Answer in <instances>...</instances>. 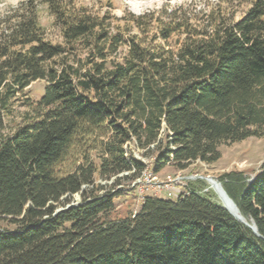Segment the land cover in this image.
I'll list each match as a JSON object with an SVG mask.
<instances>
[{"label": "trees", "instance_id": "trees-1", "mask_svg": "<svg viewBox=\"0 0 264 264\" xmlns=\"http://www.w3.org/2000/svg\"><path fill=\"white\" fill-rule=\"evenodd\" d=\"M38 5L60 42L46 37ZM263 130L264 0L121 17L76 0L21 3L0 21V264H264V168L241 189L223 175L260 237L201 181L175 200L145 196L125 217L115 200L135 193L116 188L121 178L96 183L145 169L125 157L128 142L156 153V174L214 164L221 146Z\"/></svg>", "mask_w": 264, "mask_h": 264}, {"label": "rangeland", "instance_id": "rangeland-1", "mask_svg": "<svg viewBox=\"0 0 264 264\" xmlns=\"http://www.w3.org/2000/svg\"><path fill=\"white\" fill-rule=\"evenodd\" d=\"M28 1L30 0H0V21L12 10H15L21 3ZM31 1L36 3L38 0ZM193 1L199 0H76V3L78 5H84L90 8L93 12H96L100 15L110 11L111 15L115 17H121L125 13L141 15L148 11L159 10L164 6L177 7L180 5L189 4ZM37 9L39 23L43 27L46 37L54 43L60 42L61 38L59 32L53 25V18L49 15L45 6L38 5ZM43 87L44 82L37 81L32 83L26 90V96L33 101H37L42 94ZM15 109L18 113L17 116L25 111L21 101L16 105ZM126 149L129 155L133 157H139L146 167H148L150 171H153L154 158L156 156L155 152L144 154L143 151L138 150L131 144H129ZM219 151L221 153V158L218 162L211 165L200 163L191 164L187 167V169L183 170L181 175H199L203 178L210 177L216 180L223 189L226 185H230L232 181V178L224 177L223 175L225 173H233L235 174L233 177L238 180L236 181L237 185L235 186L237 189L243 188L244 185L246 186L252 183L255 176L261 173L264 168V130L262 137L260 138H248L245 141L239 143L223 145L219 148ZM95 156L97 155L93 154L92 159H95L96 161ZM178 172L180 171L176 170L172 165H167L160 172L156 174L154 173V175H156L159 180H164L166 177L174 175ZM123 177H125V175L119 177L122 179L120 182L121 185H123L122 187L125 188L123 189V193H130L132 190L127 189L128 181L124 180ZM200 181L207 187L205 189L206 191L204 190V193H208L214 199V201L221 206L216 193L210 188L205 179H200L195 183H199ZM113 182H105V180L98 178L96 180L97 184L105 187H109L113 184ZM84 189L85 188L82 190ZM233 190L235 191V188ZM181 191L183 192L184 190L182 189ZM223 191L225 192L224 189ZM151 194L146 193L145 196H149ZM157 195L158 198L163 200H175V196H177V194L173 192L171 194L160 192ZM231 201L234 203L232 199ZM79 202L80 196L78 194L74 195L72 200H70V203L73 205H76ZM141 202L142 201L137 198L133 199L132 196L123 195L121 198L115 200L114 215L118 217H125L130 212L136 213L140 209ZM61 209L63 208H60L59 210Z\"/></svg>", "mask_w": 264, "mask_h": 264}, {"label": "built area", "instance_id": "built-area-1", "mask_svg": "<svg viewBox=\"0 0 264 264\" xmlns=\"http://www.w3.org/2000/svg\"><path fill=\"white\" fill-rule=\"evenodd\" d=\"M129 144L135 146L134 143H130V142L126 143V145L124 146L125 151H126L125 157L127 159L133 158L143 163V161H141L139 157L137 156L133 157L128 154L126 147ZM152 147L153 146H151V148ZM196 163H200V162L197 161ZM200 164H203V163H200ZM133 172H134V169L128 172H123L117 175L116 177L111 178L109 181L113 182L115 178H119L122 175L129 176ZM182 172L183 171H180L174 175L168 176L164 180H159L158 177L154 175L153 171H150L148 167H145V169L135 179L128 182L127 189L132 190L135 193L136 198L141 201L144 199L146 193H150V194L152 193L151 195L158 196L157 194L160 192L169 193V194L173 192L177 194L175 198H178L181 194H183L181 190L183 189L185 191V188L188 185V183H194V182L199 181L200 179L201 180L203 179V177L199 175L184 176V175H181ZM207 178H210V177H207ZM109 181H105V182H109ZM122 186L123 185H118L116 188L125 189Z\"/></svg>", "mask_w": 264, "mask_h": 264}, {"label": "bare ground", "instance_id": "bare-ground-1", "mask_svg": "<svg viewBox=\"0 0 264 264\" xmlns=\"http://www.w3.org/2000/svg\"><path fill=\"white\" fill-rule=\"evenodd\" d=\"M207 181L210 188L216 193L217 198L220 202V204L236 219L238 220L242 225L246 226V228H252V222H250L245 216L241 214L237 206L231 201V199L227 196V194L223 191L220 184L210 178H203Z\"/></svg>", "mask_w": 264, "mask_h": 264}, {"label": "water", "instance_id": "water-1", "mask_svg": "<svg viewBox=\"0 0 264 264\" xmlns=\"http://www.w3.org/2000/svg\"><path fill=\"white\" fill-rule=\"evenodd\" d=\"M211 179V178H210ZM221 207L222 208H224L222 205H221ZM225 209V208H224ZM226 210V209H225ZM227 211V210H226ZM228 212V211H227ZM229 213V212H228ZM230 214V213H229ZM231 215V214H230ZM231 217L233 218V219H235L232 215H231ZM236 220V219H235ZM237 222H239L238 220H236ZM240 223V222H239ZM246 227V226H245ZM248 228V227H247ZM248 229H250L251 231H252V233L255 235V236H257V237H260L259 235H258V233H257V231H256V228H255V226H254V224H253V227L252 228H248Z\"/></svg>", "mask_w": 264, "mask_h": 264}]
</instances>
